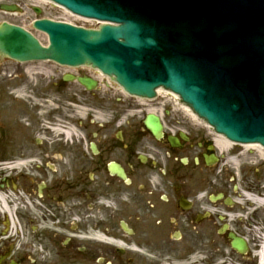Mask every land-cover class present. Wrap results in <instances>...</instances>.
<instances>
[{"label": "flooded vegetation", "instance_id": "1", "mask_svg": "<svg viewBox=\"0 0 264 264\" xmlns=\"http://www.w3.org/2000/svg\"><path fill=\"white\" fill-rule=\"evenodd\" d=\"M21 2L0 0L1 22ZM81 70L0 56L16 87L0 92V264H165L188 245L195 264H260L264 149L219 145L169 99Z\"/></svg>", "mask_w": 264, "mask_h": 264}, {"label": "water", "instance_id": "2", "mask_svg": "<svg viewBox=\"0 0 264 264\" xmlns=\"http://www.w3.org/2000/svg\"><path fill=\"white\" fill-rule=\"evenodd\" d=\"M53 1L107 23L88 30L37 21L48 47L4 23L0 52L21 62L90 65L137 96L154 97L163 86L217 133L264 146V0Z\"/></svg>", "mask_w": 264, "mask_h": 264}, {"label": "rangeland", "instance_id": "3", "mask_svg": "<svg viewBox=\"0 0 264 264\" xmlns=\"http://www.w3.org/2000/svg\"><path fill=\"white\" fill-rule=\"evenodd\" d=\"M36 4L35 1H32V0H22L21 4H22V15L21 16H15V15H3L4 18L7 19V21H10L12 23H15L17 25H20L30 31H32L38 38L39 40L45 45L47 44L48 42V38L47 36L42 33V32H39V31H36L34 28H33V22L36 20V19H39V18H45V17H49V18H52V19H55V20H69V17L65 14L64 11L60 10L59 8L57 7H54L50 4L48 5H41V14H36L34 11H33V8L31 6H33V4ZM3 19L0 18V21H2ZM72 21H76L77 23L79 24H83L87 27H90L91 28H98V25L96 23H92V22H89V23H82L80 21H77V20H74V19H70ZM45 65V67H47L46 69L50 70V71H53V69H55L53 67V65L50 63V62H45V63H42ZM48 64V65H46ZM82 72H86L85 70H81ZM91 73V72H90ZM2 79H5V80H2ZM15 79H7L5 78L4 76L3 77H0V92H7V97H12L15 98V94H14V90L16 89L15 87V82H14ZM11 92L10 94L8 92ZM9 94V95H8ZM10 99H8V105L10 107ZM207 245V244H206ZM193 249V246H187V247H184L182 250H180V253L178 255H176L175 257L173 258H168L167 259V262H165V264H189L190 260H191V257L193 255H190L191 254V250Z\"/></svg>", "mask_w": 264, "mask_h": 264}, {"label": "bare ground", "instance_id": "4", "mask_svg": "<svg viewBox=\"0 0 264 264\" xmlns=\"http://www.w3.org/2000/svg\"><path fill=\"white\" fill-rule=\"evenodd\" d=\"M32 1H35L36 3H39V4H44V5L50 3V2H48L46 0H32ZM68 14H71V13L68 12ZM74 17L77 18V19H83V18H80L78 16H74ZM44 71L45 70L42 69V68H30V70H29L30 74H33V75H43L42 73H44ZM162 90L164 91V89H162ZM187 109L189 110V108H187ZM217 142H218L219 145H224L225 144V140L222 137H219ZM195 263H196V257H191V260H190L189 264H195ZM262 264H264V263H262Z\"/></svg>", "mask_w": 264, "mask_h": 264}]
</instances>
